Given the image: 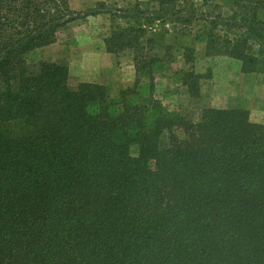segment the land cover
Segmentation results:
<instances>
[{"label": "trees", "instance_id": "obj_1", "mask_svg": "<svg viewBox=\"0 0 264 264\" xmlns=\"http://www.w3.org/2000/svg\"><path fill=\"white\" fill-rule=\"evenodd\" d=\"M249 1L227 19L234 38L201 41L264 73V0ZM151 2V15L115 16L197 18L178 0ZM86 15L69 0H0V264H264V124L244 107L166 111L138 79L115 101L101 82L73 84L67 66L30 62ZM142 25L105 38L110 52L132 49L138 70Z\"/></svg>", "mask_w": 264, "mask_h": 264}, {"label": "rangeland", "instance_id": "obj_2", "mask_svg": "<svg viewBox=\"0 0 264 264\" xmlns=\"http://www.w3.org/2000/svg\"><path fill=\"white\" fill-rule=\"evenodd\" d=\"M99 2L106 3L104 9L91 14ZM178 2L181 7L183 4L195 8L197 18L189 23L160 19L148 23L145 16L151 15L150 12L155 9L151 0H69L73 10L88 15L65 26L59 32L57 42L33 50L28 58L32 63L47 61L67 66L73 84L80 81L101 82L108 87L115 101L138 79L142 98L159 101L166 111L198 118L206 106L244 107L250 110L251 119L258 122V118L264 115V73H245L241 69V61L236 58L208 55L205 42L201 41L203 37L234 38L238 31L226 25L227 19L240 6L238 2L248 5L250 1ZM136 6L145 12L144 17L130 19L115 16L119 9L133 10ZM257 13V21H264V9H259ZM216 16L219 18L213 24ZM141 23L145 31L141 39L142 52L147 57L142 65L146 67L138 70L137 54L132 49L110 52L105 38L111 35L114 24L122 27L135 24L139 27ZM258 50V39L250 37L247 51L258 55ZM151 59L154 61L150 62ZM191 71L197 76L198 95L190 90L193 87L192 78L187 75Z\"/></svg>", "mask_w": 264, "mask_h": 264}, {"label": "crops", "instance_id": "obj_3", "mask_svg": "<svg viewBox=\"0 0 264 264\" xmlns=\"http://www.w3.org/2000/svg\"><path fill=\"white\" fill-rule=\"evenodd\" d=\"M258 123H263L264 124V115H262V116H260V118H258Z\"/></svg>", "mask_w": 264, "mask_h": 264}]
</instances>
